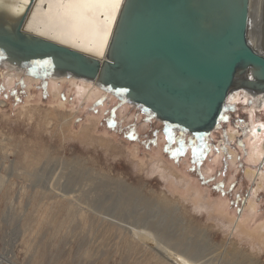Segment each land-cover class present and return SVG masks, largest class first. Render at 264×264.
<instances>
[{
	"label": "rangeland",
	"instance_id": "obj_1",
	"mask_svg": "<svg viewBox=\"0 0 264 264\" xmlns=\"http://www.w3.org/2000/svg\"><path fill=\"white\" fill-rule=\"evenodd\" d=\"M6 71L0 61V264H264L251 96L199 138L110 92L85 102L63 82L56 97L49 79Z\"/></svg>",
	"mask_w": 264,
	"mask_h": 264
},
{
	"label": "water",
	"instance_id": "obj_2",
	"mask_svg": "<svg viewBox=\"0 0 264 264\" xmlns=\"http://www.w3.org/2000/svg\"><path fill=\"white\" fill-rule=\"evenodd\" d=\"M251 0H124L102 56L0 27V61L44 78L97 84L171 128L211 136L236 88L264 92V46L250 40ZM4 32V33H3Z\"/></svg>",
	"mask_w": 264,
	"mask_h": 264
},
{
	"label": "bare ground",
	"instance_id": "obj_3",
	"mask_svg": "<svg viewBox=\"0 0 264 264\" xmlns=\"http://www.w3.org/2000/svg\"><path fill=\"white\" fill-rule=\"evenodd\" d=\"M123 1L124 0H120L119 9L115 13L114 19L112 21H109L107 16H98V23L101 26V28L102 29L107 28L109 31V34L106 37V42L103 43H102V39H103L102 31L100 33L81 32L76 34H62L60 27L54 22L50 21L48 16L45 15V13L47 12L48 0H44L43 6H41L42 0H27V2L23 3V5L19 8V11L12 10V8H14L17 4V0H5V4L3 6H0V27H3V23L6 21H10L13 24L17 20L16 18L20 17L19 18L20 29L23 32H29L36 36L55 41L59 44L67 45L70 48L79 50L90 56H102L104 48L109 41L111 32L113 30L115 21L117 19ZM250 7H251L250 8L251 24L249 29L250 40L252 41L254 46L263 49L264 0H251ZM99 11L105 12L107 10L100 9ZM252 36L255 38L254 42L252 40ZM1 63L2 65H5L7 69L6 76L9 77L10 82H13L15 78L23 77V75L29 81H34V80L40 81L41 79H45L44 76L40 73V71L33 69L32 70L24 69L23 67H19L7 60L5 61L3 60ZM47 79H49V81L52 83L55 96L59 93L58 85L63 82H70L76 88V95H77L76 97H79L81 100H85V102H89V101L93 102L97 98H99L100 95H102V93L105 92V90L102 89L97 84L96 80L90 81L86 79H81L71 74H55L51 77H47ZM249 96L252 97L254 104L252 107L248 109V113H250L249 115H250V126H251V132L247 135V142H246L248 144V148L250 149L248 160L253 164H259L260 162H262L264 167V122H260V121L257 122L258 114L256 111L258 108L264 106V92L261 91L255 92L251 89H246L242 87L236 88L228 95L227 103L231 104L243 98L249 100ZM90 119L93 118L91 117ZM236 132L238 134V131ZM236 132L235 131L231 132V137L234 139L237 137ZM231 152L233 155L231 158V163L235 164L237 159V154L233 151ZM219 158L222 157L221 154L218 153V156L215 158V160H218ZM159 163L162 164V162ZM168 169L165 170V172L171 173L172 176H174L175 179H177L178 181H182L184 183L189 182V180H187V178L185 177V175L188 176L186 173L184 175H179V174L175 175L172 172L173 170L172 168H170V170ZM208 169H209L208 171H210L211 167L209 166ZM246 174L251 178H253L254 176L256 177V175L260 176V183L258 184L257 189L256 190L254 189L257 192L262 187V182L264 180V169H262V172H257V170L248 167L246 169ZM216 205L218 211L221 214H227L229 212L227 208V202L225 199H221L219 202H216ZM248 207L250 213H253L256 210L255 201L252 200ZM257 233L260 236V238L264 240V223L259 226Z\"/></svg>",
	"mask_w": 264,
	"mask_h": 264
},
{
	"label": "snow or ice",
	"instance_id": "obj_4",
	"mask_svg": "<svg viewBox=\"0 0 264 264\" xmlns=\"http://www.w3.org/2000/svg\"><path fill=\"white\" fill-rule=\"evenodd\" d=\"M27 0H17L13 11H19V8ZM5 4V0H0V6ZM44 5L42 0L41 6ZM120 0H48L47 12L49 20L57 24L62 34H76L81 32H103L102 43L106 42L109 34L107 28H101L98 23V16H107L109 21L114 19L118 11ZM100 9H106L100 12ZM225 119V117H221Z\"/></svg>",
	"mask_w": 264,
	"mask_h": 264
}]
</instances>
